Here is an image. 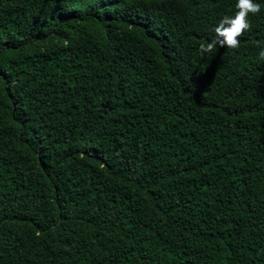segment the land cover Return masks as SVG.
<instances>
[{
    "label": "trees",
    "instance_id": "obj_1",
    "mask_svg": "<svg viewBox=\"0 0 264 264\" xmlns=\"http://www.w3.org/2000/svg\"><path fill=\"white\" fill-rule=\"evenodd\" d=\"M0 0V264H264V0Z\"/></svg>",
    "mask_w": 264,
    "mask_h": 264
},
{
    "label": "clouds",
    "instance_id": "obj_2",
    "mask_svg": "<svg viewBox=\"0 0 264 264\" xmlns=\"http://www.w3.org/2000/svg\"><path fill=\"white\" fill-rule=\"evenodd\" d=\"M235 8L234 15H225L214 27L213 39L199 45L198 51L201 54L212 52L218 46L233 50L240 47L239 38L251 28L249 15L258 14L261 11V5L254 0H237ZM259 55L261 59H264V50Z\"/></svg>",
    "mask_w": 264,
    "mask_h": 264
}]
</instances>
